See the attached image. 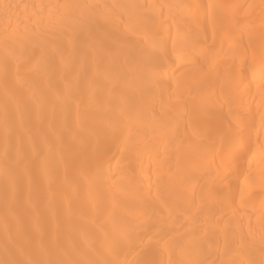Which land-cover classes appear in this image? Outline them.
Instances as JSON below:
<instances>
[{
  "label": "bare ground",
  "instance_id": "1",
  "mask_svg": "<svg viewBox=\"0 0 264 264\" xmlns=\"http://www.w3.org/2000/svg\"><path fill=\"white\" fill-rule=\"evenodd\" d=\"M0 264H264V0H0Z\"/></svg>",
  "mask_w": 264,
  "mask_h": 264
},
{
  "label": "rangeland",
  "instance_id": "2",
  "mask_svg": "<svg viewBox=\"0 0 264 264\" xmlns=\"http://www.w3.org/2000/svg\"><path fill=\"white\" fill-rule=\"evenodd\" d=\"M252 22H254V19L253 20H250L249 24H251Z\"/></svg>",
  "mask_w": 264,
  "mask_h": 264
}]
</instances>
